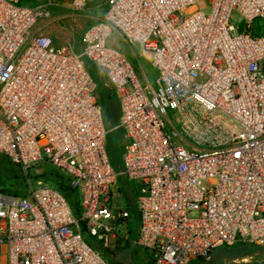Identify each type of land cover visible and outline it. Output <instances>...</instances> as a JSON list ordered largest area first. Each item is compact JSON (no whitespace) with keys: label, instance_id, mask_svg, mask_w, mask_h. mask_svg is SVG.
Listing matches in <instances>:
<instances>
[{"label":"built area","instance_id":"built-area-1","mask_svg":"<svg viewBox=\"0 0 264 264\" xmlns=\"http://www.w3.org/2000/svg\"><path fill=\"white\" fill-rule=\"evenodd\" d=\"M38 1L0 0V154L26 176L24 195L0 187V264H110L84 233L107 246L132 210L134 244L151 264L264 246V33L252 31L264 0H106L79 51L30 31L52 5L90 0ZM113 33L149 52L154 85L109 43ZM86 62L117 100L119 170ZM39 162L68 176L78 215L61 191L32 182ZM119 177L135 208L115 203Z\"/></svg>","mask_w":264,"mask_h":264},{"label":"rangeland","instance_id":"rangeland-1","mask_svg":"<svg viewBox=\"0 0 264 264\" xmlns=\"http://www.w3.org/2000/svg\"><path fill=\"white\" fill-rule=\"evenodd\" d=\"M27 1L28 4L33 5L39 2L38 0ZM105 1L90 0L81 9H72L65 5H52L50 7V15L39 17L30 33L48 34L52 38L54 45H65L72 51H79L83 44V29L101 16L105 8ZM24 3H26L25 0H20L19 2V4ZM231 22L237 31H241L245 27L243 19L237 12H233ZM252 26V31H256L259 34L264 33V22L261 18L256 19ZM109 43L124 53L133 64L138 76L145 83H147L146 78L150 83H153L154 72L149 64L146 51L127 43L117 35L111 37ZM95 82L99 83V81ZM104 91V85L100 82L95 89V95L102 106L103 122L107 130L106 149L107 153L109 152L108 156L112 166L119 170L122 146L126 138L123 134H120L119 130L114 128L116 120H114L112 114H117L118 112L117 100L113 96L109 103L108 99L102 95ZM53 168L47 162H39L28 170V174L32 182L41 180L52 186L55 181L52 174ZM17 171L13 164L0 155V185L11 184V177ZM127 185V182L120 177L118 178L117 182L112 186L114 201L121 208H126L130 204L134 205L135 208V199L130 198L128 200L126 198L125 188ZM138 228L137 217L134 210H132L127 220V226L119 224L117 226L118 237L111 239L107 246H103L101 242L86 233H84V236L88 243L97 249L100 255L110 264H151L149 252L134 244ZM188 264H264V246L233 245L218 247L211 252L208 258H194Z\"/></svg>","mask_w":264,"mask_h":264},{"label":"trees","instance_id":"trees-1","mask_svg":"<svg viewBox=\"0 0 264 264\" xmlns=\"http://www.w3.org/2000/svg\"><path fill=\"white\" fill-rule=\"evenodd\" d=\"M25 1L28 2L27 0H25ZM85 66H86V69H87L88 73L90 74V76L94 80L96 79L95 81H99V83L96 82L97 83L96 88L100 84V82L103 84V78H102L101 74L99 73V71L89 62H86ZM104 89H105V91L102 95L104 96V98L108 99V101L110 103V100L113 97V94L107 88L104 87ZM117 108H118V105H117ZM112 116H113L114 120H117L118 112H117V114L116 113L112 114ZM120 134H122L121 131H120ZM1 156H3V155H1ZM3 157L6 160H8L11 164H13L17 168L18 171L12 175L11 184L0 185L1 189L6 191V192L15 194V195H24L26 193V176H25V174L23 173V171L21 170V168L17 164L11 162L5 156H3ZM52 170H53L52 174L55 178V181H54L52 187L58 189L59 191H61L65 195V197L68 200L73 212L76 215H78L80 210H79V194H78L77 190L75 188H72L69 185L68 176H66L63 172H61L60 170H58L55 167ZM27 175L29 176L28 172H27ZM81 227H82L83 232H85V228H84L83 224H81ZM241 245H243V244H241ZM222 247H229V246H222Z\"/></svg>","mask_w":264,"mask_h":264},{"label":"crops","instance_id":"crops-1","mask_svg":"<svg viewBox=\"0 0 264 264\" xmlns=\"http://www.w3.org/2000/svg\"><path fill=\"white\" fill-rule=\"evenodd\" d=\"M102 14H103V13H102ZM102 14H101V16H102ZM101 16H100V17H101ZM100 17H99V18H100ZM97 19H98V18H97ZM95 21H96V20H95ZM92 23H93V22H92ZM90 24H91V23H90ZM90 24H88L87 26H89ZM87 26H86V27H87ZM86 27H85V28H86ZM85 28H84V29H85ZM84 29H83V31H84ZM83 31H82V33H83ZM115 35L120 36V35L117 34V33H113L111 37H113V36H115ZM111 37H110V38H111ZM120 37H121V36H120ZM110 38H109V40H110ZM121 38H122V37H121ZM122 39H123V38H122ZM109 40H108V41H109ZM123 40H124V39H123ZM124 41H125V40H124ZM131 45H133V46H137V47L141 48V47H140L139 45H137V44H131ZM58 46H65V45H58ZM141 49L144 50L143 48H141ZM144 51H146V50H144ZM146 52H147V54H148L149 64H150V66H151V68H152V70H153V72H154L153 83H150V82L148 81V79H147V78L145 79V77H144V79H145L146 82H147V83H145V82L143 81V79L140 78V77L138 76V73H137V71H136L135 68H134V70H135V72H136V74H137V76H138L140 82H141L143 85H145V86H152V85L155 84L156 71H155V69L152 67V65H151V63H150V54H149V52H148V51H146ZM132 65H133V64H132ZM133 67H134V66H133ZM126 193H127V196H126V197L131 198V195H130L129 191H127ZM128 193H129V196H130V197L128 196ZM215 249H216V248H215ZM215 249H214V250H215Z\"/></svg>","mask_w":264,"mask_h":264}]
</instances>
